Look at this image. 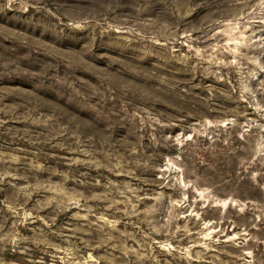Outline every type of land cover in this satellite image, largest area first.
<instances>
[{
  "label": "rangeland",
  "instance_id": "1",
  "mask_svg": "<svg viewBox=\"0 0 264 264\" xmlns=\"http://www.w3.org/2000/svg\"><path fill=\"white\" fill-rule=\"evenodd\" d=\"M0 264H264V0H0Z\"/></svg>",
  "mask_w": 264,
  "mask_h": 264
}]
</instances>
